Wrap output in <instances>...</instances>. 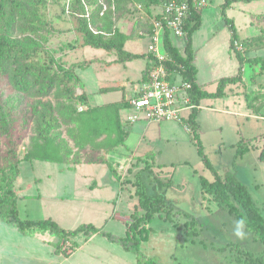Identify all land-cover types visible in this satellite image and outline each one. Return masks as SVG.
Segmentation results:
<instances>
[{
  "label": "rangeland",
  "instance_id": "obj_1",
  "mask_svg": "<svg viewBox=\"0 0 264 264\" xmlns=\"http://www.w3.org/2000/svg\"><path fill=\"white\" fill-rule=\"evenodd\" d=\"M79 1L87 15L96 5L102 7L100 16L109 8L108 0H97L96 5L91 6L87 0ZM72 2L0 0V28L10 11L22 22L18 12L21 4L39 7L48 24L43 33L45 42L39 54L41 60L53 57L56 63L65 67L90 60L85 69L78 68L76 73L84 83L83 91L89 95L88 107L96 109L86 112L87 107L76 106L82 113L76 131L86 146L81 153V163L61 161L60 147L51 144L54 148L19 164L17 187L22 196L17 207L19 217L31 220L50 218L64 230L92 224L114 235L125 236L129 217L137 203L133 176L151 162L148 157L151 153L153 174L162 182L171 179V184L166 187V199L173 211L180 215L175 217L176 225L157 218L153 220L148 239L140 244L143 256L155 258L158 264H233L234 246L254 254L263 251L264 245L255 241L251 232L244 230V239L233 234L237 220L221 209L210 195L202 192L199 177L212 182L213 171L221 178L233 174L245 185L264 217V164L258 160L264 144V68L244 65L242 77L245 85L231 86L223 98L201 102L196 117L199 145L184 126L175 121L161 124L138 121L130 126L125 123L124 109L103 105L134 95V85H138L137 79L145 60L113 62V56L106 54L105 50L83 46L81 35L76 31L77 12ZM163 2L150 13H158ZM222 2L209 0V5L201 12V25L192 34L194 62L199 69L198 82L207 92H215L219 79L236 75L238 70V62L229 47L231 35L221 13ZM110 3L111 12L115 13L113 27L130 36L126 49L142 52L148 41L141 38L146 25L144 21H148L147 10H139L138 3L131 0L119 4L110 0ZM233 6L234 9L225 10V17L233 21L239 38L257 39L258 45L247 56L264 58V0L234 2ZM15 36L22 35L16 32ZM173 44L180 51L184 46L182 40L174 39ZM16 73V68L11 66L8 77L0 76L2 164L5 158H9L7 150L14 145L17 159L24 157L36 136V112L43 110L44 103H55L53 94L40 98L33 89L29 93L17 90L11 78ZM115 83H121L122 88L95 93L99 87ZM79 89L75 90L77 95L82 94ZM247 93L257 106L255 113H248L250 116L245 115L247 107L242 97ZM122 132L126 134L116 150L114 145ZM62 137L76 152L65 127L62 128ZM241 145L249 150L240 154L238 146ZM99 158L111 161L120 181L113 177L106 164L83 163ZM191 219L196 222L195 237H187L183 227L184 222ZM34 232V236H24L15 227L0 222V264H136L133 253L101 235H93L84 242V236L78 234L74 237L78 247L71 248L77 251L64 257L53 253L59 241L55 236L46 231ZM63 245L60 243V251ZM224 246L228 249L222 251Z\"/></svg>",
  "mask_w": 264,
  "mask_h": 264
},
{
  "label": "trees",
  "instance_id": "obj_2",
  "mask_svg": "<svg viewBox=\"0 0 264 264\" xmlns=\"http://www.w3.org/2000/svg\"><path fill=\"white\" fill-rule=\"evenodd\" d=\"M97 0H87L89 6L96 5ZM125 0H114L116 4ZM129 1V0H126ZM138 5H141L142 10L145 8L148 16L151 15V7L159 6L163 1L167 0H131ZM250 2L252 0H223L221 4V13L225 18L230 31V51L238 62V70L236 75L219 79L215 92H207L196 83L197 69L193 65V49H192V34L197 31L201 25V12L192 11L189 18L185 22L186 41L184 49L180 52L169 39L168 35L164 38V47L171 61L167 63L169 71L176 70L180 74L183 82L188 83L190 88L188 96L190 104L194 108L190 111L187 122L190 126L189 134L192 139L199 145V125L196 121L199 112L200 102L206 99H220L226 96V89L234 85H245L242 77L244 65L254 67L261 65L264 68V58L248 57L247 54L254 50L257 39L250 38L241 40L236 32L233 21L225 17V10L234 2ZM109 8L100 16L102 7H96L89 11L87 15L85 8L79 0H73L72 7L77 12V27L76 31L81 35L82 45L89 46L95 49H103L107 52H113L116 56V62H128L135 59L144 58L143 55L132 54L124 50V44L130 39L129 35L122 33L116 27H113L112 17L115 13L111 12L110 0L107 1ZM27 7V8H26ZM30 7V8H28ZM18 12L22 16V22L16 19L13 11L7 15L4 26L0 28V76H7L9 68L15 67L17 73L12 76L13 85L17 90L29 93L32 89L35 90V95L40 98H45L53 94L54 105L50 102L42 104V109L36 112L37 128L36 136L31 140L30 149L21 160L17 159L14 146H11L6 154L8 159H4V163H0V222L9 226L15 227L22 235H27L32 231H46L50 235L55 236L59 241L56 244V253L62 254L64 257H69L71 253L65 250L60 251V243L69 242L71 246L77 248V244L73 238L78 234L84 236L87 241L93 235H101L110 243L119 245L126 252L133 253L136 258V264H158L155 258L147 259L140 252V244L148 239L151 228L149 225L154 219H159L176 225L175 217L180 213L174 212L172 205L166 199V187L171 184V179L167 182H162L153 174L151 164L153 156L151 153L148 157L151 162L145 164V167L134 174L132 186L134 188V196L137 200L134 206L133 213L129 217V223L126 227L125 236H117L109 233L103 228H97L92 224H81L74 230H64L53 220L40 219H21L18 214L16 202L17 195L14 189V182L19 175V164L23 161L38 158L45 150L54 148L51 144L60 147L61 161L68 163L72 161L79 164L81 153L86 150V146L77 134V127L80 123L81 112L76 109L77 105L87 107L86 112L96 109L88 107L87 97L85 93L77 95L76 88L82 89V82L75 74V69H85L89 62L74 63L69 67L56 63L53 57L41 60L39 54L42 52L43 43L45 42L44 32H46L47 23L45 22L39 7L21 4ZM150 32V22L147 21ZM19 33L22 36H15ZM239 42L242 45V50L236 49L234 43ZM150 61V56L147 55ZM149 67V66H148ZM148 67L143 72V80L147 74ZM140 80V81H141ZM232 89V88H231ZM114 88L103 89L102 92L114 91ZM250 93L244 94L246 107L252 113H255L257 106L250 98ZM111 105H106L109 107ZM116 110L125 109L128 107V102L123 101L112 104ZM66 128V132L70 140L77 148L73 152L66 140L62 137V128ZM125 133H121L118 142L114 146L123 143ZM11 141V140H10ZM20 141L17 140L18 144ZM245 145V144H244ZM238 146L240 154L247 152L248 147ZM201 153V147L198 148ZM9 160V161H8ZM258 160L264 164V144L259 150ZM87 164L102 163L106 164L109 171L118 181L120 177L111 163L107 159L89 160L83 162ZM206 165L210 167L209 163ZM161 168V167H159ZM214 180L208 182L206 179L199 177L200 187L203 193L212 197V199L223 210H226L236 220L243 218L246 221L245 231L252 233L255 241L264 245V217L258 207L252 200L250 193L245 185L239 182L233 174H227L221 178L216 171ZM185 235L187 237L197 236L196 222L194 219L187 220L183 224ZM180 228V226H179ZM225 246L221 248L225 251ZM235 254L233 256V264H264V250L258 254L239 249L234 246Z\"/></svg>",
  "mask_w": 264,
  "mask_h": 264
},
{
  "label": "built area",
  "instance_id": "obj_3",
  "mask_svg": "<svg viewBox=\"0 0 264 264\" xmlns=\"http://www.w3.org/2000/svg\"><path fill=\"white\" fill-rule=\"evenodd\" d=\"M208 5L209 0H167L158 13L147 15L151 25L150 32L145 34L150 65L145 78L134 87L135 93L127 101L125 123L144 121L160 124L175 121L189 132L187 118L194 108L188 96L190 85L183 82L178 71L168 70L167 63L171 58L165 50L164 38L168 35L171 41L182 40L185 45V22L189 15L193 10L203 11ZM138 9L142 10L141 5H138ZM234 45L237 50H242L239 42ZM71 248L69 242L64 243L63 250L67 253L72 252Z\"/></svg>",
  "mask_w": 264,
  "mask_h": 264
},
{
  "label": "crops",
  "instance_id": "obj_4",
  "mask_svg": "<svg viewBox=\"0 0 264 264\" xmlns=\"http://www.w3.org/2000/svg\"><path fill=\"white\" fill-rule=\"evenodd\" d=\"M223 3V2H222ZM155 8H158V6L157 7H151V9H155ZM229 8H232V9H234V6H233V3L230 5V7ZM229 8H227V10L229 9ZM201 17H202V13H201ZM145 23H146V25H144V31H143V34H142V32H141V34H142V36H141V38H145V39H147V37L145 36V34H148L147 32L149 31V29H148V22L147 21H144ZM122 32V31H121ZM138 32H139V30H138ZM140 32H139V34H140ZM123 33V32H122ZM125 34V33H124ZM126 35H128V34H126ZM193 36V35H192ZM140 39V38H139ZM129 40H131V39H129ZM129 40H127V41H129ZM148 40V39H147ZM173 40L174 39H172V44H173ZM126 41V42H127ZM191 41H192V37H191ZM126 42H125V44H126ZM125 44H124V50L125 51H127V52H129V53H132V54H139V55H143L144 56V60H145V64H144V67L141 69V73H140V76L138 77V79H137V81H138V84L140 83V80L142 79V76H143V72H144V70H145V68L146 67H148L149 65H150V61L147 59L148 57H147V45H148V41H147V43H146V45H145V48H144V50L142 51V52H132V51H130V50H128V48L126 49V47H125ZM174 45V44H173ZM174 47H176L177 49H178V47L176 46V45H174ZM183 49H184V47L182 48V50L180 51L179 49V51L180 52H182L183 51ZM192 49H193V46H192ZM103 50V49H102ZM106 54H108V55H112L113 56V59H112V61L113 62H116V56H115V54L113 53V52H107V51H104ZM194 56H195V51H194V49H193V65H194V67L197 69V75H196V83H197V85L200 87V85H199V82H198V77H199V69H198V67H197V65H196V63L194 62ZM90 61V60H89ZM88 60H87V62H89ZM87 66H88V64H87ZM78 69V68H77ZM77 69H75V74L77 75V73H76V70ZM243 70H244V68H243ZM78 76V75H77ZM78 78L81 80V82H82V89H79L80 90V92L81 93H85V95H86V97H87V103H88V106H90V104H89V95L88 94H86V92H84L83 90H84V83H83V81H82V79L78 76ZM134 87H135V85H134ZM107 88H114V89H116V90H119V89H121L122 88V84L121 83H115V85H112V86H101V87H99L98 88V90L95 92V93H104V92H102V90L103 89H107ZM229 89H230V87H228L227 88V90L229 91ZM115 91V90H114ZM226 95H228L227 93H226ZM240 96H242V95H240ZM132 97V96H131ZM130 97V98H131ZM243 97V96H242ZM129 99V98H128ZM128 99H122L120 102H123V101H128ZM202 101H204V100H202ZM201 101V102H202ZM201 102H200V105H201ZM116 103H119V102H116ZM112 104H115V103H112ZM112 104H106V105H112ZM106 105H103V106H106ZM85 107V106H84ZM92 107V106H91ZM86 108V107H85ZM200 108H201V106H199V111H200ZM125 110V113L124 114H126L127 115V113H128V111L126 110V108L124 109ZM251 113V114H253L250 110H248L247 109V113L245 114L246 116H250V114H248V113ZM197 121V120H196ZM198 123V122H197ZM161 124V123H160ZM128 125H130V126H133L134 124H128ZM125 134H126V132H124ZM114 149H118L116 146H114ZM119 153H120V151H119ZM121 154V153H120ZM85 164H87V163H85ZM19 167V166H18ZM19 176H20V167H19V175H18V177L16 178V181L14 182V189H15V193H16V195H17V202H16V206L18 207V203H19V201L22 199V196H20L19 195V193H18V187H17V183L19 182ZM20 188V187H19ZM9 226V225H8ZM149 227H150V225H149ZM151 228V227H150ZM35 231H37V230H35ZM34 231H32V232H30L29 234H27V236H34ZM53 236V235H52ZM92 237H90L87 241H85V239H84V242H88L90 239H91ZM57 239V238H56ZM73 241H74V238H73ZM75 242V241H74ZM58 243V242H57ZM63 245V244H62ZM56 246V245H55ZM76 250V249H75ZM56 251V248L53 250V253L54 254H56V255H62V254H60V253H56L55 252ZM77 251V250H76ZM76 251H74V252H72L71 253V255L70 256H72Z\"/></svg>",
  "mask_w": 264,
  "mask_h": 264
},
{
  "label": "clouds",
  "instance_id": "obj_5",
  "mask_svg": "<svg viewBox=\"0 0 264 264\" xmlns=\"http://www.w3.org/2000/svg\"><path fill=\"white\" fill-rule=\"evenodd\" d=\"M245 227H246V221L243 218L238 219L237 221H235L233 234L238 239H244L246 236V232L244 231Z\"/></svg>",
  "mask_w": 264,
  "mask_h": 264
}]
</instances>
